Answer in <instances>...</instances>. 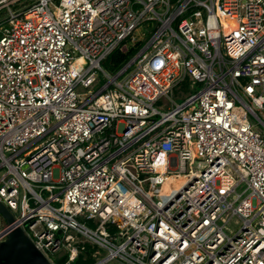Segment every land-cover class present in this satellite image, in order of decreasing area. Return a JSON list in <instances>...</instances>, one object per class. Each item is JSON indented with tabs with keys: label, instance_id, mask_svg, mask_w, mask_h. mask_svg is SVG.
Listing matches in <instances>:
<instances>
[{
	"label": "built area",
	"instance_id": "2783aa9c",
	"mask_svg": "<svg viewBox=\"0 0 264 264\" xmlns=\"http://www.w3.org/2000/svg\"><path fill=\"white\" fill-rule=\"evenodd\" d=\"M22 1L0 0V244L21 228L51 264H264V0Z\"/></svg>",
	"mask_w": 264,
	"mask_h": 264
},
{
	"label": "water",
	"instance_id": "95a60500",
	"mask_svg": "<svg viewBox=\"0 0 264 264\" xmlns=\"http://www.w3.org/2000/svg\"><path fill=\"white\" fill-rule=\"evenodd\" d=\"M0 216L7 225L14 222V216L0 202ZM0 264H51L36 248L33 241L21 228L13 229L0 244Z\"/></svg>",
	"mask_w": 264,
	"mask_h": 264
},
{
	"label": "rangeland",
	"instance_id": "374dc122",
	"mask_svg": "<svg viewBox=\"0 0 264 264\" xmlns=\"http://www.w3.org/2000/svg\"><path fill=\"white\" fill-rule=\"evenodd\" d=\"M32 1L34 0H23L20 4H18L16 7H13L12 9H16V8H22L23 6L31 3ZM3 14H6V11L2 12V15ZM140 32H135V37L138 38ZM102 66L104 67V63L102 64ZM105 68V67H104ZM199 89V87H194L193 88V93L197 92ZM171 98L174 102L178 103V102H181L179 97H178V94L177 92H174L172 95H171ZM259 118L264 122V115L261 113V112H257ZM250 120L252 121V123L255 125V127L262 132V134L264 135V125L261 124V122L256 119L255 117H252L250 116ZM177 181H170L168 182L166 185L164 186H157V187H152L151 189V193H153V195L155 196L153 199L155 201L161 199V200H164L165 197L175 193L176 191H174L177 187L179 189V186L178 184H176ZM180 184V183H179ZM145 188V191H148L147 190V187H144ZM149 193H150V190H149ZM6 227V223L5 221L2 219V217L0 216V231H2L4 228Z\"/></svg>",
	"mask_w": 264,
	"mask_h": 264
},
{
	"label": "trees",
	"instance_id": "16d2710c",
	"mask_svg": "<svg viewBox=\"0 0 264 264\" xmlns=\"http://www.w3.org/2000/svg\"><path fill=\"white\" fill-rule=\"evenodd\" d=\"M140 43L123 51L121 47L114 50L104 61L105 70L116 74L139 50ZM91 253L82 254L76 264H94Z\"/></svg>",
	"mask_w": 264,
	"mask_h": 264
},
{
	"label": "bare ground",
	"instance_id": "6f19581e",
	"mask_svg": "<svg viewBox=\"0 0 264 264\" xmlns=\"http://www.w3.org/2000/svg\"><path fill=\"white\" fill-rule=\"evenodd\" d=\"M176 184H178V185H179V183H178V182H176Z\"/></svg>",
	"mask_w": 264,
	"mask_h": 264
}]
</instances>
